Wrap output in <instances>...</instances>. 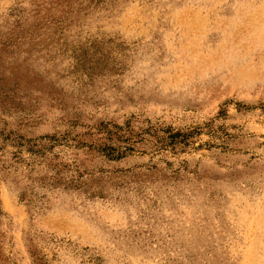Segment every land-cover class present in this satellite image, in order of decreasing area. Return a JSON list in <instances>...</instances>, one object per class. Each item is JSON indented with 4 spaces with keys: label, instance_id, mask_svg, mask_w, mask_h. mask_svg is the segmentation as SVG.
Instances as JSON below:
<instances>
[{
    "label": "rangeland",
    "instance_id": "obj_1",
    "mask_svg": "<svg viewBox=\"0 0 264 264\" xmlns=\"http://www.w3.org/2000/svg\"><path fill=\"white\" fill-rule=\"evenodd\" d=\"M0 264H264V0H0Z\"/></svg>",
    "mask_w": 264,
    "mask_h": 264
},
{
    "label": "trees",
    "instance_id": "obj_2",
    "mask_svg": "<svg viewBox=\"0 0 264 264\" xmlns=\"http://www.w3.org/2000/svg\"><path fill=\"white\" fill-rule=\"evenodd\" d=\"M181 135V134H180ZM182 135H185V134H182ZM170 139H172V136L170 137ZM44 140H47L48 143H58V142H61L63 140H59L57 137H44ZM126 141H128V139H126ZM126 141H124L123 143H126ZM173 140H170V144L171 146H175L177 143L175 142H172ZM42 144L38 145V147H40ZM127 149H129V147L125 146ZM51 150H53V146L51 147H44V146H41V149L37 150V151H31L32 153H34V155H45L46 153L50 152ZM104 151L106 152H112L114 151L113 147H106L104 148ZM58 156V154H57ZM60 166H62L60 163H55L53 165V167H51L50 165L48 166L49 168H54V175H52L50 177V179H45V183L44 184H47L46 181L48 182V184H50L51 186H56V185H60L62 184V182H64L65 180L64 179H60L61 178V173L62 171L59 169ZM78 182L77 181H73L71 180L70 181V185L71 186H78L77 184ZM76 184V185H74ZM25 195L23 196V199H25Z\"/></svg>",
    "mask_w": 264,
    "mask_h": 264
}]
</instances>
